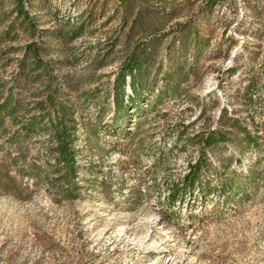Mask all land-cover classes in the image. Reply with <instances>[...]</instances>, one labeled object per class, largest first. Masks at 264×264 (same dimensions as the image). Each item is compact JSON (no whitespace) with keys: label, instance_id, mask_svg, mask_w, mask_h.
I'll use <instances>...</instances> for the list:
<instances>
[{"label":"rangeland","instance_id":"obj_1","mask_svg":"<svg viewBox=\"0 0 264 264\" xmlns=\"http://www.w3.org/2000/svg\"><path fill=\"white\" fill-rule=\"evenodd\" d=\"M0 106L29 185L0 183V264H264V0H0ZM203 153L215 190L169 200Z\"/></svg>","mask_w":264,"mask_h":264},{"label":"trees","instance_id":"obj_2","mask_svg":"<svg viewBox=\"0 0 264 264\" xmlns=\"http://www.w3.org/2000/svg\"><path fill=\"white\" fill-rule=\"evenodd\" d=\"M19 13L22 15H25V12L23 11V8L21 7L19 10ZM37 53V50H35ZM236 69L233 70L235 72ZM126 82V75H122V83L125 84ZM122 94H125L124 85L121 88ZM129 97V96H128ZM119 107L124 109V112H126V104L124 103V98H122ZM7 108H3L0 106V123L4 120V115L7 112ZM15 111V110H14ZM36 127V124L34 122H26L22 124L23 128V135H27L31 132L32 129ZM50 131L52 133V139L54 140L53 143L55 144V149L58 152L56 156V163L54 165V170L58 171L60 173L61 179L65 181H69L71 177L76 172V151L72 147V132L64 126L60 125V123H50ZM217 132V136L208 135L204 140L203 144L205 147L213 145L216 141H223L226 140L227 137H225L222 133ZM219 139V140H218ZM248 141H253V138L250 136H247ZM24 157V155L21 153L19 156L12 158L11 160L16 162L17 158ZM4 163L0 162V183L5 189L11 193H13L18 198H26L29 196V185L26 184L23 179H18L15 176L10 175L9 171L4 168ZM211 163L209 162V159L207 156L203 153L199 156V158L189 164V170L184 175V177L181 179V181L177 184L173 185V188L169 191L168 199L169 200H179L183 199L187 195H191L194 193V191L197 189L198 192H200L201 198H208L209 195L212 194L213 190H215L216 185L213 183V180L210 176V169ZM31 174L35 176L36 179H41V174L36 173L33 171L34 167L32 165L29 166ZM210 169V170H208ZM203 172H205L206 176L204 179H202ZM212 174V173H211ZM259 175V173L256 170H250L248 172L246 180L254 179L256 176ZM229 182V178H222L220 181L219 187L223 190L226 189L227 183ZM246 182H241L239 184V187H244ZM232 187V186H231ZM61 192L64 193L67 191V189L61 187ZM233 188V187H232Z\"/></svg>","mask_w":264,"mask_h":264}]
</instances>
